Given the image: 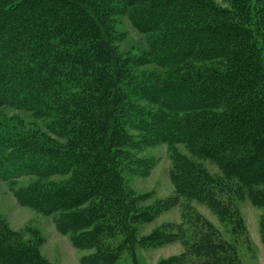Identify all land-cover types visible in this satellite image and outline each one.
Returning <instances> with one entry per match:
<instances>
[{"label": "trees", "instance_id": "16d2710c", "mask_svg": "<svg viewBox=\"0 0 264 264\" xmlns=\"http://www.w3.org/2000/svg\"><path fill=\"white\" fill-rule=\"evenodd\" d=\"M229 2L0 0V107L49 120L42 132L0 121V176L37 178L22 203L57 215L75 246L94 249L84 264H117L124 253L136 263L140 240H180L182 262L242 264L235 244L189 207L205 204L236 238L245 228L232 197L264 209V0ZM117 16L145 35V56L118 53ZM152 62L157 69L139 72ZM146 140L170 147L173 201L185 214L139 239L136 225L166 205L147 210L126 186L123 170L144 163L128 148ZM261 234L264 244V213ZM39 245L0 219V264H52Z\"/></svg>", "mask_w": 264, "mask_h": 264}, {"label": "rangeland", "instance_id": "374dc122", "mask_svg": "<svg viewBox=\"0 0 264 264\" xmlns=\"http://www.w3.org/2000/svg\"><path fill=\"white\" fill-rule=\"evenodd\" d=\"M221 7H229V0H212ZM114 34V44L123 57H142L147 52V39L139 32L127 16H117L111 27ZM157 69L155 63L139 67V72ZM0 121L16 128H28L42 132L49 120L37 117L34 113L22 111L11 106L0 107ZM131 133L136 138L138 131ZM148 139V138H147ZM140 150L130 149L132 155L144 160L141 166L129 164V169L123 170L126 186L133 195L140 199V206L152 210L155 206L165 207L154 213L152 219L136 225L137 237L144 239L152 236L157 230L166 226H176L182 223L185 210L182 200H174L175 185L171 177L173 167L172 151L167 144H152L146 140ZM182 155L201 163L214 176L221 172L216 164L209 160L194 157L185 145L176 147ZM53 181L63 180L62 176L49 178ZM37 182L32 175L7 179L0 176V219L12 231L18 233L23 240L39 243V250L44 258L52 264H84V259L91 257L94 249H84L73 244L70 234L59 231L57 215L45 214L22 203L19 193ZM227 199V195L223 194ZM233 207L242 219L245 232L239 238L230 232V225L205 204L190 201L189 207L194 208L206 220L219 230L222 237L235 244L242 264H264V244L261 234V221L264 209L254 205L248 197L239 199L232 197ZM168 203H167V202ZM174 229V228H173ZM175 230V229H174ZM137 246V264H191L180 261L185 252V246L180 240L166 243L145 242ZM185 262V263H184ZM124 253L117 264H136Z\"/></svg>", "mask_w": 264, "mask_h": 264}]
</instances>
